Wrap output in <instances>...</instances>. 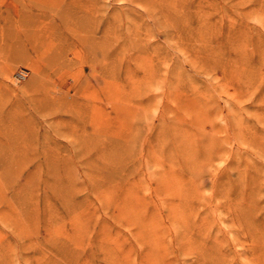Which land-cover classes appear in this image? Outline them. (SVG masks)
Here are the masks:
<instances>
[{
    "label": "rangeland",
    "instance_id": "1",
    "mask_svg": "<svg viewBox=\"0 0 264 264\" xmlns=\"http://www.w3.org/2000/svg\"><path fill=\"white\" fill-rule=\"evenodd\" d=\"M0 264H264V0H0Z\"/></svg>",
    "mask_w": 264,
    "mask_h": 264
}]
</instances>
